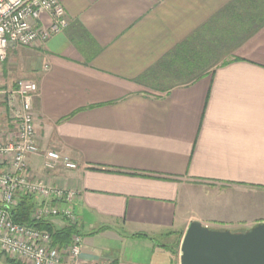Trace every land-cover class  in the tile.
Returning a JSON list of instances; mask_svg holds the SVG:
<instances>
[{
	"label": "crops",
	"instance_id": "crops-1",
	"mask_svg": "<svg viewBox=\"0 0 264 264\" xmlns=\"http://www.w3.org/2000/svg\"><path fill=\"white\" fill-rule=\"evenodd\" d=\"M59 2L67 27L10 49L0 88L35 81L41 153L77 165L27 158L31 177L76 193L81 253L61 264H179L161 240L180 244L192 221L264 223V0Z\"/></svg>",
	"mask_w": 264,
	"mask_h": 264
},
{
	"label": "built area",
	"instance_id": "built-area-1",
	"mask_svg": "<svg viewBox=\"0 0 264 264\" xmlns=\"http://www.w3.org/2000/svg\"><path fill=\"white\" fill-rule=\"evenodd\" d=\"M45 14L50 20L47 26L41 20ZM67 25L59 0H0V66L10 49L45 44ZM37 91V83L29 79L16 81L10 89L0 88V254L21 264H61L65 256L73 260L80 256L79 235L73 234L69 244L55 247L49 232L14 222L11 216L23 197H31L36 202L32 220L76 221L70 206L75 191L49 185L28 173L30 155L42 156L45 171L77 168L58 151L41 153L32 106Z\"/></svg>",
	"mask_w": 264,
	"mask_h": 264
},
{
	"label": "water",
	"instance_id": "water-1",
	"mask_svg": "<svg viewBox=\"0 0 264 264\" xmlns=\"http://www.w3.org/2000/svg\"><path fill=\"white\" fill-rule=\"evenodd\" d=\"M179 264H264V223L232 233L192 221L181 239Z\"/></svg>",
	"mask_w": 264,
	"mask_h": 264
},
{
	"label": "trees",
	"instance_id": "trees-1",
	"mask_svg": "<svg viewBox=\"0 0 264 264\" xmlns=\"http://www.w3.org/2000/svg\"><path fill=\"white\" fill-rule=\"evenodd\" d=\"M35 201L31 197H23L20 201L17 208L11 211V216L14 222L25 224L27 226L35 227L39 230H45L50 233L52 239V245L64 246L69 244L71 236L73 234H77L80 237L81 233L77 230L76 225L74 223L65 221V226L62 229L57 230L50 221H35L30 217L31 211L35 206ZM2 255V254H1ZM5 257L6 264H21L19 261L15 259H11L9 257Z\"/></svg>",
	"mask_w": 264,
	"mask_h": 264
},
{
	"label": "rangeland",
	"instance_id": "rangeland-1",
	"mask_svg": "<svg viewBox=\"0 0 264 264\" xmlns=\"http://www.w3.org/2000/svg\"><path fill=\"white\" fill-rule=\"evenodd\" d=\"M226 55H228V54L221 53L220 55H217L218 57H213V59L211 61L208 60L206 62L208 67H204L203 66V67L198 69V72L204 73L206 71H208V72L211 71L212 68L209 67V66L210 65L211 66H216V65L220 64L222 62V59L224 60V59L228 58ZM174 71L177 72L178 71L177 68H175ZM230 232L239 233V231H236V230H231ZM161 241L164 242V243L171 244V248L173 249L174 255H175L174 256L175 262H179V260H178L179 259V246H180L179 239L177 237H171V238H168V239H165V240H161ZM0 264H6L5 257H4V255H1V254H0Z\"/></svg>",
	"mask_w": 264,
	"mask_h": 264
}]
</instances>
